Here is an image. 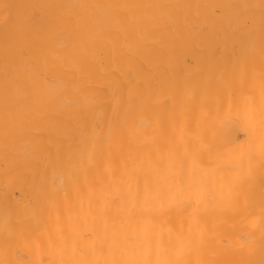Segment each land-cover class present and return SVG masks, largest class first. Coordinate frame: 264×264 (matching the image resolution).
<instances>
[{
  "label": "bare ground",
  "instance_id": "1",
  "mask_svg": "<svg viewBox=\"0 0 264 264\" xmlns=\"http://www.w3.org/2000/svg\"><path fill=\"white\" fill-rule=\"evenodd\" d=\"M3 3L42 7L26 10L37 23L23 38L0 24V262L49 264L62 258L61 236L73 229L93 232L90 239H77L81 246H90L97 238L111 240L114 232L122 238L136 227L135 222L129 225L125 210L136 195V178L141 196L145 177L154 189L167 193L165 177L178 171L182 162L190 169L185 150L191 153L199 147L194 136L211 139L218 99L242 105V89L231 80L229 57L235 60L241 49L234 34L237 10L229 6L258 5L260 0H0ZM92 3L171 7L150 10L165 23L150 35L127 24H113L110 32L91 25L62 35L57 18L82 10L59 6ZM215 6L225 7L217 15ZM131 11L139 15L141 10ZM255 13L258 33V8ZM84 45L89 47L86 60L71 56L63 61ZM217 45L225 56L216 52ZM24 47L29 49L27 57L19 55ZM13 63L21 68L27 63L48 76L32 96V105L47 116L35 122L38 130L29 135L13 132V111L6 117L5 67ZM53 64L58 67L50 71ZM15 91L10 87L9 95ZM141 103L149 110H140ZM130 105L134 111L125 139L115 144L108 139L110 122L116 115L123 117ZM239 135L243 143V133ZM93 136L98 138L95 147ZM237 171L205 155L196 179L207 201L169 209L165 196V208L152 213L148 222L157 243L162 240L170 247L178 232L191 229L198 235L204 230L209 238L229 237L234 244L227 250L210 244L200 258L212 264H261L264 173L254 166L245 185L246 198L233 208L228 183ZM195 190L186 186L172 193L186 199ZM104 201L121 207L104 213ZM153 203L159 209L160 200ZM241 236L250 240L251 254L235 243ZM89 257L93 258L90 251Z\"/></svg>",
  "mask_w": 264,
  "mask_h": 264
},
{
  "label": "snow or ice",
  "instance_id": "2",
  "mask_svg": "<svg viewBox=\"0 0 264 264\" xmlns=\"http://www.w3.org/2000/svg\"><path fill=\"white\" fill-rule=\"evenodd\" d=\"M39 7L42 6L0 4V24L23 38L37 23L36 16L29 14L26 10H35ZM59 7L82 10L57 18L55 23L61 27L62 35H71L74 31L83 32L91 25H102L106 31L110 32L113 24L121 27L127 24L133 31L139 29L142 34L150 35L155 27L165 26L163 17L157 16L150 10L171 6L92 3ZM223 7L225 6H215L217 15ZM229 7L237 10L234 34L241 49L235 60L229 57V63L232 65L231 80L238 83L242 89V105H234L231 100L225 104L218 99L211 139H207L202 134L194 136L199 147L191 153L187 148L185 150V157L190 161V169L182 162L178 171L165 177L168 182L167 193L154 189L152 181L145 177L144 191L141 196L139 178H136V195L130 206L125 205L128 223L131 225L135 222L136 227L130 228L122 238L119 233L114 232L111 240L97 238V241H93L90 246H81L77 243V239H90L94 233L91 231L79 233L73 229L68 236H61L62 258L59 261H51L49 264H212L211 261L200 258L205 248L213 243L226 250L233 247L234 241L229 237L214 240L209 238L204 230L196 235L191 229L187 233L178 232L175 240L170 241L169 247L162 240L157 243L154 233L148 227V222L152 219L151 214L165 208V196L170 200L167 205L169 209L177 204L181 207L198 206L207 201L206 190L202 184L197 185L196 179L197 172L203 167L205 155L209 161L238 169L234 176L229 178L228 183V198L233 208L239 207L242 197L246 198L245 185L254 174V166L258 165L264 173V0H260L258 5L240 3ZM257 8L259 9L258 33L255 13ZM131 10L141 11L137 15ZM88 51L87 45L80 49H73L63 57V61L67 62L71 56H79L82 60H86ZM28 52L29 49L24 47L19 50V55L27 57ZM216 52L222 57L226 55V51L219 45L216 47ZM57 67V64H53L49 70H56ZM47 79L46 73L37 71L35 66L27 63L22 68L15 63L6 65L5 111L6 117L9 110L15 113L16 123L13 127L15 134L21 136L32 134L38 130L35 122L46 118L47 113L44 109H37L32 105V96L40 87V81ZM10 87L16 90L15 94L9 95ZM139 107L142 111L149 110L148 105L143 103ZM133 111L134 108L130 105L123 117L116 115L110 122L108 139L113 143L118 145L123 143ZM240 133L244 136L243 143L240 142ZM9 135L6 118V140ZM97 139L93 136V147L96 146ZM34 140L36 146L40 147L39 138L34 137ZM72 183H76L75 178L72 179ZM186 186L196 189L186 199H180L178 194L172 193L173 188L182 192ZM156 199L160 200L159 209L153 203ZM112 206H116L117 209L121 207L115 201H104L102 211L107 213ZM261 217V229L264 231V208H262ZM105 230L107 231V225ZM235 243H238L241 249L247 247L249 254L254 251L250 240H245L243 236ZM89 251L93 258L89 257ZM65 256L67 258H64ZM193 256L197 258L193 259ZM261 264H264V261H261Z\"/></svg>",
  "mask_w": 264,
  "mask_h": 264
}]
</instances>
